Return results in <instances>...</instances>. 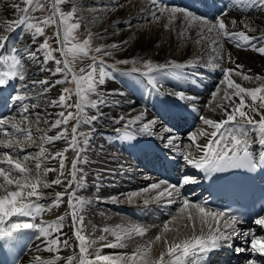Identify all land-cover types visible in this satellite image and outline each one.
<instances>
[{"label":"snow or ice","instance_id":"obj_1","mask_svg":"<svg viewBox=\"0 0 264 264\" xmlns=\"http://www.w3.org/2000/svg\"><path fill=\"white\" fill-rule=\"evenodd\" d=\"M71 3L70 10H63L62 5ZM128 0H123L119 5L123 8ZM21 3L14 2L11 7L18 18L8 20L4 25H0V30L14 31L21 28L23 32L30 36V42L36 45L35 48H18L15 43L11 48L7 47L9 37L0 35V88L9 86L10 82H24V87H28V77L26 62L30 60L39 63L41 71H49L52 76L59 77L50 82L47 79L32 80L31 85L36 88L42 86L39 95H44L51 88L57 85L72 84L74 88L62 87L58 98L48 102V107L60 108L56 113V119L49 122L45 119L41 121L39 114L35 119L36 125L41 122L48 125V129L31 127L32 121L27 115L30 106L24 103L32 99L27 93L17 94L14 100L21 103L22 115L19 121L16 118L10 120L0 119V133L5 139H0V149H11L12 152H3L0 155V241H11L16 234L25 230H35L42 237L53 236L49 241L47 251L57 253L53 259L41 261V264H59L61 257L58 254L60 246H68L67 240H62L59 234L63 233V215L58 216L53 222L46 223L43 220V213L49 211L46 205L40 203L45 198L44 189H49L53 185H64L63 191L54 193L51 200L52 207H60L67 196V208L70 210L72 226L75 229L74 236L79 249V255L70 256L66 259V264H207L210 253L225 246L231 247L233 238L243 235L248 241L250 250L264 257V237L257 236L249 232L241 233L236 225L240 222V217L230 211L215 210L205 204L190 202L187 198L181 199V188L183 185L194 184L197 181L191 176H183L180 183L171 184L164 180L152 183L143 189L144 193L154 192L152 199L160 201L166 198L168 203H179L177 215L165 222L160 231L153 237L148 238L142 244L136 246L131 253L109 255L103 253V247L116 249L127 247V241L135 237H145L148 229L138 224H121L115 227H104L102 232L106 235L98 237L99 241H105L101 247H96L97 240L91 235L84 234V208L90 204L84 198L77 195L76 189L84 183L83 175L78 176V164L82 161L80 153L85 149L81 147L79 137H83V144H88L87 133L82 130V125L91 126L96 120V115H89L88 109L99 111L100 106L106 101L98 91V87L105 83L109 73L106 71L105 61L102 56H110L112 53L107 48L92 47L93 34L89 31L87 38L79 39L78 30L84 24L82 9L78 0H22ZM150 22L160 23L164 21L163 27L167 30L177 21L184 25V29L178 33L181 38L188 37L191 30L195 29V44L211 46V51L215 55L205 61V67H216L219 61L225 59L223 53V43L221 41L236 40L243 41L254 51L264 55V46L254 47L252 41L255 39L246 34L244 30L232 31L229 23L223 17L227 13H222L220 18L208 19L205 15H198L182 7H164L158 0H150ZM234 7L243 13L245 7H257L264 12V0H235ZM91 11V9H88ZM111 11V9H109ZM143 11V9H142ZM44 13L36 15V13ZM243 29L248 32H255L256 28L248 21L247 17L239 21ZM238 21L230 19L231 29H235ZM54 28L55 33L50 42L49 38L40 41L45 37L46 28ZM264 41V36L259 38ZM122 43L126 44L127 41ZM111 49L116 50L119 45L111 44ZM207 50V47L203 49ZM54 53H58L54 55ZM92 53H95L93 55ZM43 59H40V56ZM86 57L91 63L86 68H80L79 72L74 69L76 59ZM227 61L235 63L231 54L227 55ZM54 62V68H45L49 62ZM118 64H132V73H139L147 78V82L159 91L158 81L155 73L164 76H171L177 80L184 78L183 70L197 67L198 60H189L187 63L168 61L165 64H155L151 60L142 58L128 60H118ZM140 65V67H137ZM242 64H236L235 68H223L220 86L212 93L214 106L213 110H219L223 117L219 121L200 115L199 119L204 126L211 131L198 129L188 135L189 145L182 153L185 163L194 169L201 170L208 176L214 174L228 173L234 170H255L264 167V76L250 75L243 71ZM240 77L242 81L255 82V87H245L232 77ZM180 100H194L195 97L185 96L183 92L173 93ZM220 94V100L216 97ZM73 95L76 97L74 103H70ZM95 97V98H93ZM250 101V102H249ZM226 102V103H225ZM40 107L36 103L31 104V108ZM74 109V111L72 110ZM193 111H196L193 108ZM251 113V115L249 114ZM258 116L259 119H255ZM146 112L130 117L125 120L121 116L115 123L120 125L116 128L117 139L131 141L135 140L139 134L149 136L157 135L154 131L157 125L155 119L147 120ZM75 121L71 127L69 135L68 125ZM240 121H243L241 123ZM123 122V123H121ZM7 126V127H5ZM10 129V130H9ZM58 129L54 135L48 132ZM162 131L171 133L172 128L162 126ZM36 133H42L36 135ZM201 138H206L205 143H200ZM166 141V146L178 147L175 144L176 137L172 135L161 136ZM39 141V143H38ZM57 141H64L66 147L61 151L49 153L45 145L54 144ZM258 145L260 151L254 150L253 145ZM28 147H38L35 155H19ZM73 151L77 153V159L71 162L68 173L70 179L65 180V153ZM15 153V154H13ZM46 160H57L59 167H44ZM34 162V163H33ZM86 163V161H84ZM82 169L80 172L82 173ZM50 172H57L58 176L52 181L47 180ZM217 180L229 181L231 177L223 175L216 176ZM75 186V187H74ZM53 195V194H49ZM140 196L139 192H133L128 199L131 202L133 197ZM99 199V197L97 198ZM112 202L116 203L117 198L113 197ZM149 200L146 198L144 203ZM79 206V210L77 208ZM13 217L30 218L33 222H10ZM40 217L39 223H35ZM186 220L187 223H181ZM255 224L264 228V217L255 219ZM79 225V227H77ZM175 225V227H172ZM181 228L190 229V234L185 235ZM58 234V235H53ZM169 234H172L169 239ZM111 235L115 241H108L107 236ZM155 245L161 248L156 254ZM237 253L249 251L247 248H236ZM40 259L39 257L37 258ZM248 264H256V261L249 260Z\"/></svg>","mask_w":264,"mask_h":264},{"label":"bare ground","instance_id":"obj_2","mask_svg":"<svg viewBox=\"0 0 264 264\" xmlns=\"http://www.w3.org/2000/svg\"><path fill=\"white\" fill-rule=\"evenodd\" d=\"M167 1L158 0V3L164 7L186 8L185 4L191 0H172L169 3ZM218 1L220 6H222L219 12L223 10L222 13H227V16L223 18L226 23H229L230 30H244L246 34L255 38L252 41L254 47L264 46V41L259 39L261 36H264V12H261L257 7H245L243 13H241L234 7L235 0ZM14 2L20 3L18 0H0V25H4L8 20L18 18L11 7ZM179 2H181L180 6L178 5ZM78 3L82 9L81 14L84 17L86 26L94 25V32L102 35L100 38L106 46H110L113 43L119 45L118 49L111 51L112 54L109 57H113V59L110 60H129L131 57H136L137 59L151 58L155 64H165L170 60L178 63H187L189 60L200 61L203 59V63L205 64V61L215 55L211 51V46L206 45V42H202L201 45L195 44V29L189 32L188 37L181 38L178 33L184 29L182 22L177 21L167 30L163 27L164 21L160 23L150 22V11L147 10L151 7L150 0H129V5L127 6L126 4L123 8L119 7L123 3L122 0H78ZM227 3L229 4L228 10L225 9ZM88 9H91V11ZM222 13L216 17H208V19L220 18ZM245 17L254 25L256 28L255 32H248L242 28L239 21ZM232 18L238 21L235 29H231L230 19ZM118 26L119 28L116 30ZM124 26L127 27L125 28ZM17 33L16 30H0V35H7L9 37L8 46H11L13 43L16 44L15 38ZM123 41H127V43L124 44L122 43ZM221 43L224 45L222 54L225 56V59L219 61L216 67L197 65L195 68H186L183 70L184 78L180 80L171 76L155 73L154 75L157 77L159 87L158 92L149 83L145 85L141 81L143 79L142 75L129 71L132 68L126 66L120 67L123 69H115L113 70V76L105 79V83L101 85V95L106 103L100 106L99 111L96 109L87 110L89 115H96L97 120L89 127L82 125V129L85 128L89 131L88 135L90 137L96 138L95 142H90L84 146V152L80 153L82 161L78 164V176L83 175L84 183L80 188L76 189L77 195L79 197H86L85 200L91 202L82 212L84 216V234L91 235V231L94 230L92 239L97 240L96 247H101L105 241H99L98 237L106 235L102 232V229L106 226L115 227L121 224H138L148 229L145 237H135L132 240H128L126 242L127 247L125 248L111 249L103 247L104 254L116 255L131 253L136 246L157 234L162 225L178 213L179 203H168L166 198L156 201L152 199L155 195L154 192H143L145 187H149L152 183L159 182L160 180L141 168L139 156H135L139 153L140 149L151 150L160 148L164 151L171 152L177 157L181 165L183 171L182 176H191L198 182L196 175L197 169L185 163L182 153L190 143L188 140L190 133L198 129L211 131L210 128L202 124V121L199 119L200 115L217 121L224 118L218 109L213 110L215 102L212 97V93L220 86V81L223 78L222 69L235 68L236 64H242L244 66L243 71L246 74L264 76V55L254 51L252 47H249L243 41L239 42V46L236 40H226L221 41ZM205 47H207L206 51L203 50ZM228 54H231L232 60L235 63L227 61L226 57ZM26 69H28L27 66ZM144 78L147 80L146 77ZM232 78L245 87L257 86V83L242 81L240 77L233 76ZM126 79L127 81H124L121 85H118L116 82ZM26 88V90H31L32 88L33 92L38 91L37 88H33L32 85L30 86L29 83ZM14 90L17 93L11 95V110H9L8 104L5 108L0 105V117L2 114H7L3 118L4 120H8L13 116L15 117V112L20 113L22 110L20 102L15 106V108L18 107L16 111L13 110V107L15 105L14 103L17 102L14 100V97L25 91H23V82L18 80L10 82L9 86L1 89V95L4 97L7 93H11ZM178 92H183L186 97L191 96L195 97V99L180 100L178 96L173 94ZM219 100L220 94L216 97V101ZM193 108L196 111H193ZM42 111L45 110L42 109ZM141 112H146L145 122L151 119L157 121L154 131L158 134L152 136L139 134L135 140L131 141L117 139L115 129L120 127V125L115 123L116 119L123 116L127 120ZM176 114L180 115L177 118L183 119L184 123L188 117L192 120L193 125L191 127L190 125H184L183 131L179 132L180 125L175 121ZM46 116H48V120L51 122L52 116L49 111ZM255 119L258 120L259 117L256 116ZM240 122L243 123V121ZM162 126L172 128V132H163ZM168 135L176 137L175 144L178 147L171 148L166 146V141L161 139V136ZM0 139H4V137ZM199 142L205 143L206 138H201ZM95 147H100L99 156L92 155ZM253 148L256 150L259 147L254 144ZM28 154L32 155V152H28ZM55 161L46 160L43 166L57 168ZM80 169L83 170L82 173ZM57 176V172H50L47 175V180L50 182L57 178ZM197 182L182 186L181 199L187 198L190 202L196 203V200H198L196 197L197 190L195 188ZM63 190L64 185H53L49 189H44L46 195L40 201V203L50 208L49 211L43 213L42 218L46 223L55 221L61 215L65 217L63 221V233L59 235L62 240L68 241V246H60L58 254L61 260L59 264H66L68 257H78L79 255L78 242L74 236L75 229L72 226L71 216L69 215L70 210L67 208V196L64 197V203L60 207L51 206L54 193ZM133 192H139L140 196L133 197L130 202L128 197ZM98 197L99 199H97ZM113 197H116L118 202L113 203ZM146 198L149 200L147 204L144 203ZM77 208L79 210V206ZM39 220L40 217L37 218L35 223H39ZM10 222L24 223L33 221L27 217H13ZM181 223H187V221L184 220ZM172 227H175V225H172ZM236 227L241 233L251 231L257 238L264 237V228L256 225L255 222L251 226L237 223ZM181 231L185 235L190 234V229L181 228ZM171 236L172 234H169V239H171ZM52 238L53 236L42 237L36 232L34 239L28 242L27 247L20 255L18 260L19 264H41V261L53 259L57 253L47 251L49 241ZM250 239L251 237L246 239L243 235L237 236L230 242L231 247L225 246L214 251V256H220L221 260H224L227 257V252H223V249L237 253L235 249L241 247L249 249V251L242 252L244 255H247L251 252L250 244L248 243ZM107 240L114 242L115 238L108 235ZM160 248V245L154 246L156 254H158ZM257 255L259 254L257 253ZM240 256L241 258L243 257L242 254ZM38 257L40 258L39 260L37 259Z\"/></svg>","mask_w":264,"mask_h":264},{"label":"rangeland","instance_id":"obj_3","mask_svg":"<svg viewBox=\"0 0 264 264\" xmlns=\"http://www.w3.org/2000/svg\"><path fill=\"white\" fill-rule=\"evenodd\" d=\"M18 1H20V3H21V6H23V4H22V0H18ZM123 1V0H122ZM129 1V0H128ZM129 5V3H127V6ZM62 7V9L63 10H70L71 9V7H72V4L71 3H66V4H64V5H62L61 6ZM44 13H36V15H43ZM119 26H122V25H119ZM119 26L118 27H116V30H118V28H119ZM125 28L127 27V26H124ZM92 28V29H91ZM16 30V33H17V36L19 37H17L16 36V38H18V39H16L15 38V41H16V45H17V47L18 48H24V47H27V46H29L28 48H30V49H32V48H35L36 47V45H33L31 42H30V36L27 34V33H25V32H23L22 31V29L21 28H16L15 29ZM14 30V31H15ZM94 30H95V27H94V25H92V26H86V24L84 23L83 25H82V27H81V29H79L78 30V36H79V39L82 41L83 39H85V38H87V34H88V32L90 31L92 34H93V39H92V47H102V48H107V50L108 51H113V49H111L110 47H108V46H106V44H104V42L102 41V39L100 38V36H102V35H100V34H98L97 32H94ZM46 35H45V37H41V38H39L40 39V41H42L43 39H45V38H49L50 39V42H52L53 43V47H55L56 45H55V43H54V41L52 40V38L54 37V33H55V29L54 28H51V27H49V28H46ZM20 32H22V33H20ZM25 34V35H24ZM27 34V35H26ZM27 36V37H26ZM22 40V41H21ZM20 44H19V43ZM22 42V43H21ZM24 42V43H23ZM26 45V46H25ZM7 47H8V44H7ZM93 55H95V53H92ZM54 55H57L58 56V53H54ZM108 57V58H107ZM100 58H102L104 61H105V64H106V71L109 73V77H112L113 75H112V71L113 70H118V69H123V68H120V67H128V68H132L133 67V65L132 64H128V65H123V64H118L117 63V61L119 60V59H116V60H110V59H113V57H109V56H102V57H100ZM40 59L42 60L43 59V56H42V54H41V56H40ZM133 59H137L136 57H131V59H129V60H133ZM143 60H151L152 61V59L151 58H142ZM120 60H122V59H120ZM153 62V61H152ZM204 61H203V59L202 60H200L199 61V63H198V65L200 66H203L204 65V63H203ZM91 63V60L89 59V58H86V57H81V58H78V59H76V61L74 62V69L77 71V72H79V69L80 68H86L89 64ZM154 63V62H153ZM26 66L28 67V69H26V71H27V77H28V80H27V82L29 83V85L31 86V81L32 80H40V79H47V80H50V82H52V81H54V80H56L57 78H59V77H56V76H52L51 75V73L49 72V71H41L40 70V68H41V66L39 65V63H34V62H32V61H30V60H28L27 62H26ZM30 67V68H29ZM45 68H54L55 67V65H54V62H49L47 65H45L44 66ZM137 67H140V65H137ZM128 68H125V69H128ZM38 71V72H37ZM114 73V72H113ZM128 75H130V74H128ZM36 76V77H35ZM108 77H106V79H107ZM124 81H127V79L126 80H118V81H116L117 82V84L118 85H121ZM69 87V88H74V85H72V84H67V85H63V86H61V85H57L56 87H54V88H51L50 89V91L48 92V93H46V94H44V95H39V94H37L38 92H39V88H41L42 86H40V85H37L36 86V88L38 89V91H35V92H33L32 90V88H31V90L30 89H28V90H26L27 88L26 87H24V82H23V93H21V94H25V93H27L30 97H32V99H30V100H26V101H24V103H28L29 104V106H30V111H29V113H26V114H23V115H27L28 117H29V120L30 121H32V124H31V127L33 128V129H35L37 126L38 127H40L41 129H45V130H47L48 129V125H45V124H43L42 122L39 124V125H36V123H35V119H36V117H37V115L39 114V116H40V119H41V121H43V120H45V119H47L48 120V116H46V114H48V111L51 113V116H52V119H51V121H53L54 119H56L57 117H56V113L57 112H59L61 109L60 108H52V107H48L47 105H48V102L49 101H51L52 99H56V98H58V96H59V94H60V88H62V87ZM98 91L100 92V94H101V85L98 87ZM34 93V94H33ZM30 94H32V95H30ZM47 95V96H46ZM33 98H36V99H33ZM93 98H95V97H93ZM75 99H76V97L73 95V98H72V100L71 101H69L70 103H74L75 102ZM17 104L16 105H18V103L19 102H16ZM32 103H36V104H38V105H40V107H37V108H35V109H33V108H31V104ZM11 104H12V102L9 100V104H8V108H9V110H11V108H10V106H11ZM16 105H14V111H16V109H18V107H16L15 108V106ZM22 107V106H21ZM45 108V109H44ZM47 108V109H46ZM40 109V110H39ZM42 109L43 110H45V111H42ZM73 111H74V109H72ZM89 110V109H88ZM19 111V110H18ZM55 113V114H54ZM15 117L13 116V117H10L8 120H10V119H12V118H16L17 119V121H19V118L21 117V114H22V110H21V112L20 113H16L15 112ZM18 114V115H17ZM249 114H251V113H249ZM100 118V117H99ZM74 123H75V121H72V122H70L69 123V125H68V129H69V135L71 134V127L74 125ZM5 127H7V126H5ZM86 127H89V126H87L86 125ZM10 130V129H9ZM83 131H85L86 133H87V138H88V142H95L96 141V138H94V137H90L89 135H88V132L89 131H87V129H85V128H83L82 129ZM57 131H59L58 129H53V130H51L50 131V133L48 132V134L49 135H54ZM42 133H36V135H41ZM4 136L2 135V133H0V138H3ZM4 139H5V137H4ZM79 139H80V141H81V147L82 148H84V144H83V137H79ZM38 143H39V141H38ZM45 147H47L48 148V151H49V153H54V152H56V151H61V150H63V148L64 147H66V144H65V142L64 141H57V142H54V144H51V145H45ZM29 149H30V151H29V149H25L26 151H23V152H20L19 153V155H21V156H23V155H25V154H28V152L29 153H31L32 152V155H35V153L37 152V148L38 147H28ZM39 150V149H38ZM12 152V150L11 149H0V155H2L3 154V152ZM28 151V152H27ZM53 151V152H52ZM34 153V154H33ZM92 155H94V156H99L100 155V147H95L94 149H93V151H92ZM13 154H15V153H13ZM76 155H77V153H75V152H73V151H68L67 153H65V157H66V159H65V165H66V167H65V176L64 177H61L62 179H64L65 180V183L67 182V180L68 179H70V176L68 175V173H69V171H70V168H71V162H72V160L73 159H76L75 157H76ZM56 163H57V168L59 167V163H58V161L56 160L55 161ZM45 163H46V161H45ZM46 167V166H45ZM93 234H94V230H92L91 231V238H93ZM74 252V251H73ZM78 253H79V249H78Z\"/></svg>","mask_w":264,"mask_h":264}]
</instances>
